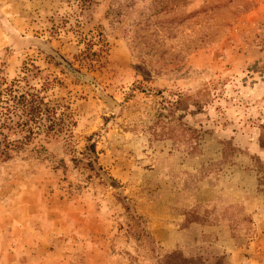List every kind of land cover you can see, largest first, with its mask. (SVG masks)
I'll use <instances>...</instances> for the list:
<instances>
[{
  "label": "rangeland",
  "instance_id": "obj_1",
  "mask_svg": "<svg viewBox=\"0 0 264 264\" xmlns=\"http://www.w3.org/2000/svg\"><path fill=\"white\" fill-rule=\"evenodd\" d=\"M10 84L0 264H264V0H0Z\"/></svg>",
  "mask_w": 264,
  "mask_h": 264
},
{
  "label": "trees",
  "instance_id": "obj_2",
  "mask_svg": "<svg viewBox=\"0 0 264 264\" xmlns=\"http://www.w3.org/2000/svg\"><path fill=\"white\" fill-rule=\"evenodd\" d=\"M55 109L44 102L38 90H20L13 84L0 87V155L5 159L34 143L41 133L56 130ZM15 135V137H11ZM90 148L94 151L93 144ZM89 164L92 158L88 156Z\"/></svg>",
  "mask_w": 264,
  "mask_h": 264
}]
</instances>
